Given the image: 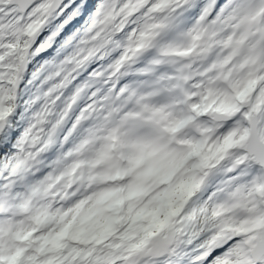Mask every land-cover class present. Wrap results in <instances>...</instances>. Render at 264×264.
Wrapping results in <instances>:
<instances>
[{
    "label": "snow or ice",
    "instance_id": "snow-or-ice-1",
    "mask_svg": "<svg viewBox=\"0 0 264 264\" xmlns=\"http://www.w3.org/2000/svg\"><path fill=\"white\" fill-rule=\"evenodd\" d=\"M0 264H264V0H0Z\"/></svg>",
    "mask_w": 264,
    "mask_h": 264
}]
</instances>
